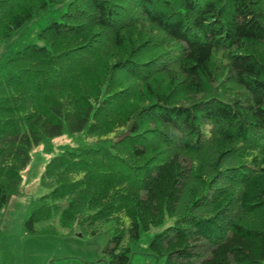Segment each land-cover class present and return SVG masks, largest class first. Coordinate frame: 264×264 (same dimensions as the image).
I'll return each instance as SVG.
<instances>
[{"label":"trees","instance_id":"trees-1","mask_svg":"<svg viewBox=\"0 0 264 264\" xmlns=\"http://www.w3.org/2000/svg\"><path fill=\"white\" fill-rule=\"evenodd\" d=\"M63 3L0 53V212L43 143L28 231L111 223L106 264H264V0H0V43Z\"/></svg>","mask_w":264,"mask_h":264},{"label":"rangeland","instance_id":"rangeland-1","mask_svg":"<svg viewBox=\"0 0 264 264\" xmlns=\"http://www.w3.org/2000/svg\"><path fill=\"white\" fill-rule=\"evenodd\" d=\"M65 8L66 3L54 7L10 41L0 43V53L16 50L23 42L36 40L38 31L46 24L48 17ZM65 143H73L72 137L64 135L52 141L56 146ZM44 145L34 147L30 166L23 170L22 194L11 197L0 212V264H106L103 250L113 234L111 223L98 225L95 234L79 228L66 232L59 225H56L54 232H30L26 228L30 203L47 191L40 184V179L44 164L52 154L46 153ZM46 225L39 224L38 228H45ZM156 230L160 229H154V232ZM131 264L155 262L139 252L133 256Z\"/></svg>","mask_w":264,"mask_h":264}]
</instances>
